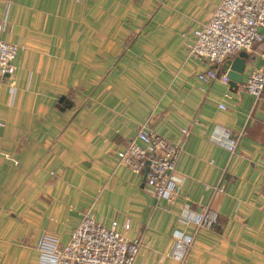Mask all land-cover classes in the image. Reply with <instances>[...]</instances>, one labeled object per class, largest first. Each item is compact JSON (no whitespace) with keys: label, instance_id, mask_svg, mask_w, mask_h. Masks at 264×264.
<instances>
[{"label":"crops","instance_id":"crops-1","mask_svg":"<svg viewBox=\"0 0 264 264\" xmlns=\"http://www.w3.org/2000/svg\"><path fill=\"white\" fill-rule=\"evenodd\" d=\"M221 1L0 0V37L18 46L14 89L0 88V264H36L41 233L63 244L87 210L139 240L135 264H179L173 233L192 229L178 213L209 202L219 223L185 264H264V91L245 90L264 29L235 87L200 81L211 65L188 54ZM144 123L183 143L173 207L117 164ZM218 127L239 135L232 156L211 140Z\"/></svg>","mask_w":264,"mask_h":264},{"label":"built area","instance_id":"built-area-1","mask_svg":"<svg viewBox=\"0 0 264 264\" xmlns=\"http://www.w3.org/2000/svg\"><path fill=\"white\" fill-rule=\"evenodd\" d=\"M0 21V33L3 29ZM260 29H264V0H222L210 18L192 33L193 41L188 54L207 61L211 67L197 75L202 82L218 80L229 83L226 72H219L226 59H232L241 51H251L263 41ZM18 46L0 37V88L7 84L13 91V60ZM263 64L254 69L245 82V90L258 100L264 91ZM227 96V94H226ZM221 108L224 105L219 104ZM183 135L187 129L181 130ZM239 135L227 128L218 127L211 136L213 142L224 145L232 156ZM183 148L182 142H172L141 124L136 135L116 151L117 164L132 172L145 175L147 190L157 199H164L170 207L176 205L182 178L176 175V162ZM224 174V173H223ZM213 194L223 191L222 186L207 187ZM178 221L184 229L173 233L170 256L179 264H185L193 247L196 233L201 229L211 230L219 223V214L210 202L199 210L184 203L178 213ZM129 228V223L125 224ZM138 239H128L117 229V222L103 225L85 211L78 224L70 231L67 241L59 243L57 236L49 232L40 235L36 264H135L139 252Z\"/></svg>","mask_w":264,"mask_h":264},{"label":"water","instance_id":"water-1","mask_svg":"<svg viewBox=\"0 0 264 264\" xmlns=\"http://www.w3.org/2000/svg\"><path fill=\"white\" fill-rule=\"evenodd\" d=\"M248 57L244 51L239 52L233 59H226L221 70L227 73L229 84L233 87L242 82L243 72L245 70V59ZM145 180V175H144Z\"/></svg>","mask_w":264,"mask_h":264}]
</instances>
